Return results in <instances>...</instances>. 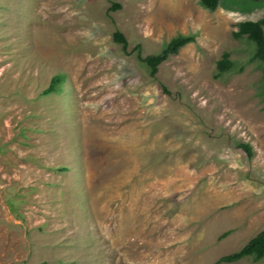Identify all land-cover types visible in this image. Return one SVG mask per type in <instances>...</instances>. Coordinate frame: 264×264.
<instances>
[{
    "label": "rangeland",
    "instance_id": "obj_1",
    "mask_svg": "<svg viewBox=\"0 0 264 264\" xmlns=\"http://www.w3.org/2000/svg\"><path fill=\"white\" fill-rule=\"evenodd\" d=\"M263 14L264 0H0V264H261L217 261L264 230V62L233 37ZM191 34L153 79L133 51Z\"/></svg>",
    "mask_w": 264,
    "mask_h": 264
},
{
    "label": "trees",
    "instance_id": "obj_2",
    "mask_svg": "<svg viewBox=\"0 0 264 264\" xmlns=\"http://www.w3.org/2000/svg\"><path fill=\"white\" fill-rule=\"evenodd\" d=\"M258 1V0H253ZM199 4L213 11L219 6V0H198ZM119 8V4H113L109 9L116 10ZM233 37L238 39L245 37L249 42L255 45L252 59L259 62H264V14L257 20H244L237 24V30L233 32ZM194 35H177L170 39L165 46L156 54H149L146 56L141 55L140 45H136L133 48L137 60L144 66L148 76L154 78L158 67L163 62L167 61L171 56H174L178 51L186 44L193 42ZM113 41L120 44L121 49L124 53L127 52V40L120 31H115L113 34ZM233 66V61L229 58V53L224 52L220 59L216 62V72L213 75L214 78H219L222 74L230 70ZM63 74L53 75L50 79L48 86L42 91L43 94L54 93L59 90V85L64 82ZM264 85V84H263ZM161 89L164 93H168L167 89L163 84H160ZM264 93V86H263ZM238 147L246 152L248 157L252 156L251 146L247 143H239ZM66 167L58 168L59 171L66 170ZM227 233V232H226ZM224 233L223 235H225ZM244 257H251L255 261H259L264 258V230L257 233L255 236L250 238L243 246L236 251L220 257L217 263L225 262L232 263L236 262ZM264 264V261L261 263Z\"/></svg>",
    "mask_w": 264,
    "mask_h": 264
}]
</instances>
